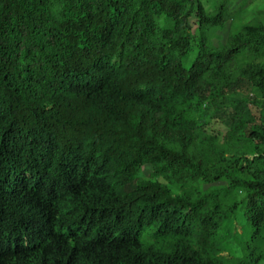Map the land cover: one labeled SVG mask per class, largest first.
<instances>
[{
	"label": "trees",
	"instance_id": "1",
	"mask_svg": "<svg viewBox=\"0 0 264 264\" xmlns=\"http://www.w3.org/2000/svg\"><path fill=\"white\" fill-rule=\"evenodd\" d=\"M229 4L0 0V264L264 260V18Z\"/></svg>",
	"mask_w": 264,
	"mask_h": 264
},
{
	"label": "rangeland",
	"instance_id": "2",
	"mask_svg": "<svg viewBox=\"0 0 264 264\" xmlns=\"http://www.w3.org/2000/svg\"><path fill=\"white\" fill-rule=\"evenodd\" d=\"M216 0H202L204 6L208 9H213L214 3ZM230 1V9L234 13L243 14L247 13L244 17V20H249L253 16L264 18V0H229ZM226 30L228 28V24L225 27ZM224 36L227 34V31H222ZM216 42V40L214 39ZM237 229L240 230L239 225H237ZM259 264H264V260H261Z\"/></svg>",
	"mask_w": 264,
	"mask_h": 264
}]
</instances>
